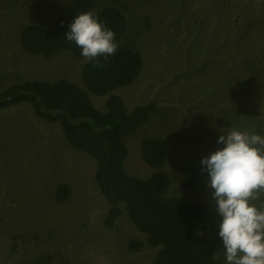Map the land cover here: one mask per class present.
I'll return each instance as SVG.
<instances>
[{
	"label": "rangeland",
	"instance_id": "374dc122",
	"mask_svg": "<svg viewBox=\"0 0 264 264\" xmlns=\"http://www.w3.org/2000/svg\"><path fill=\"white\" fill-rule=\"evenodd\" d=\"M70 1L0 0V91L65 79L104 110L108 94L84 87V58L70 50L46 58L20 46L26 26L52 27ZM110 6L127 22L118 44L139 52L143 67L132 84L109 94L128 112L155 103L147 121L124 136L123 169L148 178L154 170L141 157V142L165 141V196L204 205L193 228L212 245L216 263L226 264L221 217L201 161L223 147L220 131L264 136V0H95L96 10ZM96 168L69 146L59 122L37 117L30 104L0 109V264H153L158 248L124 210L111 227L104 224L109 206L95 184ZM61 184L70 189L63 203L55 198ZM134 240L139 251L129 248Z\"/></svg>",
	"mask_w": 264,
	"mask_h": 264
},
{
	"label": "trees",
	"instance_id": "16d2710c",
	"mask_svg": "<svg viewBox=\"0 0 264 264\" xmlns=\"http://www.w3.org/2000/svg\"><path fill=\"white\" fill-rule=\"evenodd\" d=\"M87 11L98 14L114 31L118 43L127 27L126 18L118 8L96 10L95 0H71L52 27L26 26L20 33L21 48L46 58L61 50H70L74 56L84 58L82 50L68 41L66 34L75 17ZM97 59L100 66H94L95 61H86L81 75L90 93L99 97L108 94L104 110L94 107L83 88L65 79L13 85L0 91V109L28 103L37 117L59 122L69 146L96 161L94 181L109 206L104 224L111 227L124 210L135 227L147 235L148 245L158 248L153 264H217L212 245L193 228L204 215V205L165 196L170 185L164 171L168 160L165 141L147 138L141 142V157L154 170L148 178H136L123 169L127 156L124 136L147 121L155 103L138 105L128 112L121 97L109 93L138 78L143 67L140 53L119 45L114 55ZM69 197L68 185L61 184L55 190L58 202H66ZM141 247L140 241L129 243L133 251ZM33 264L42 263L36 260Z\"/></svg>",
	"mask_w": 264,
	"mask_h": 264
},
{
	"label": "clouds",
	"instance_id": "9594fccd",
	"mask_svg": "<svg viewBox=\"0 0 264 264\" xmlns=\"http://www.w3.org/2000/svg\"><path fill=\"white\" fill-rule=\"evenodd\" d=\"M66 39L74 42L86 61L107 59L118 50L116 34L94 11L75 17ZM221 132L222 148L202 159L209 176L219 237L226 264H264V136L231 129ZM258 202V203H257Z\"/></svg>",
	"mask_w": 264,
	"mask_h": 264
}]
</instances>
